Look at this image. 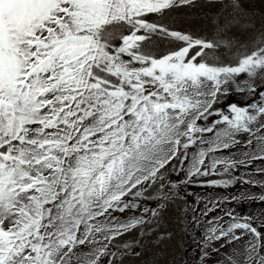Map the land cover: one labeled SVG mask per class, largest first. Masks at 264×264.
<instances>
[{
    "label": "snow or ice",
    "instance_id": "6c2138e0",
    "mask_svg": "<svg viewBox=\"0 0 264 264\" xmlns=\"http://www.w3.org/2000/svg\"><path fill=\"white\" fill-rule=\"evenodd\" d=\"M0 264H264V0H0Z\"/></svg>",
    "mask_w": 264,
    "mask_h": 264
}]
</instances>
